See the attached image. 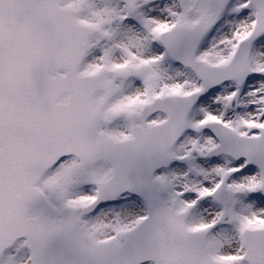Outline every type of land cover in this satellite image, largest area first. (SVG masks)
<instances>
[{
	"label": "snow or ice",
	"instance_id": "6c2138e0",
	"mask_svg": "<svg viewBox=\"0 0 264 264\" xmlns=\"http://www.w3.org/2000/svg\"><path fill=\"white\" fill-rule=\"evenodd\" d=\"M0 264H264V0H0Z\"/></svg>",
	"mask_w": 264,
	"mask_h": 264
}]
</instances>
